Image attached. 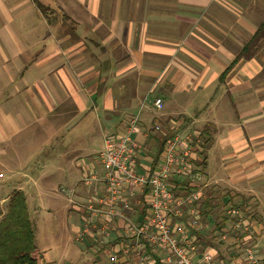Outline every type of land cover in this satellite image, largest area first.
<instances>
[{
	"label": "crops",
	"instance_id": "0c3cea01",
	"mask_svg": "<svg viewBox=\"0 0 264 264\" xmlns=\"http://www.w3.org/2000/svg\"><path fill=\"white\" fill-rule=\"evenodd\" d=\"M156 98L160 111L152 105ZM137 115L131 139L140 146V165L152 167L158 143L174 129L197 132L204 188L227 206L251 209L249 231L229 234L227 242L212 233L208 215L206 228L195 234L204 246L199 249L212 248L211 238L222 244L212 248L219 264H230L248 245L263 254L264 0H0L1 211L9 189L26 195L25 185L52 186L51 175L60 171L66 185L58 189L77 204L68 202L69 219L76 218L73 245L83 242L87 250L77 249L94 252V264H132L119 253L123 222L106 238L99 225L89 224L91 233L77 236L89 218L85 206L93 188L82 179L101 171L96 158L104 137L123 134ZM31 141L42 153L40 166L33 165L40 182L25 161L17 169L27 160L20 144ZM13 142L17 164L5 152L10 145L4 147ZM56 151L70 160L62 170L46 171ZM96 185L101 196L104 185ZM148 192L131 198L127 216L135 223L145 215L139 203Z\"/></svg>",
	"mask_w": 264,
	"mask_h": 264
},
{
	"label": "built area",
	"instance_id": "2783aa9c",
	"mask_svg": "<svg viewBox=\"0 0 264 264\" xmlns=\"http://www.w3.org/2000/svg\"><path fill=\"white\" fill-rule=\"evenodd\" d=\"M152 105L160 111L163 102L156 98ZM138 124L139 116H133L123 134L104 137L102 150L96 158L101 171L83 177L84 187L93 188L85 206L89 218L78 239L91 233L88 224L94 228L99 225L102 235L109 237L117 222L121 221L125 240L119 253L125 261L131 260L132 264H219L212 248L200 250L196 245L195 234L206 228L199 210L194 207L205 186L201 172L203 141L200 134L194 131L179 134L174 129L171 136L163 138L161 160L152 170L139 164L140 146L131 139L138 131ZM161 130L159 125L153 127L154 133ZM141 166L145 170L142 173L139 172ZM176 178L186 180L191 188L189 193L174 194L172 189L179 188ZM99 183L104 185L101 196L96 185ZM146 190L149 192L139 203V209L144 210L145 215L142 221L135 223L127 216L131 210L130 201L135 191L143 194ZM68 202L77 206L71 194ZM247 209L245 205L243 209L227 210L226 214L234 220V229L249 231V216L243 212ZM229 238L228 233H223L217 239L227 242ZM157 254L159 259L155 257ZM230 260V264H264V253L260 254L255 245H248L239 257L234 255Z\"/></svg>",
	"mask_w": 264,
	"mask_h": 264
},
{
	"label": "rangeland",
	"instance_id": "374dc122",
	"mask_svg": "<svg viewBox=\"0 0 264 264\" xmlns=\"http://www.w3.org/2000/svg\"><path fill=\"white\" fill-rule=\"evenodd\" d=\"M24 134L22 137H18L16 142L23 140L25 138ZM16 142L4 145V147L10 145V148H7L5 152L14 159V164L18 162L16 159L18 152L15 150L17 149V144H14ZM35 142L32 143L31 141L29 144H20L21 148L19 147L18 150H24L23 152L26 154L27 160H20V166H18L17 169L21 171L25 161L26 166L29 167V171L31 169V173L37 178V173L39 171L38 166H40L37 161L40 162L38 158L42 156V153L38 148L36 149ZM23 152H21V155H23ZM53 154L56 155V157L52 160V164L45 169L46 171L49 170V167H59V169L62 170V164L70 160L69 153L67 152L63 153L61 151H56ZM3 160L4 159H2V161ZM34 164H38V166L35 167L33 166ZM46 164L48 165L49 161ZM4 171V168L0 164V173ZM59 172H55L51 175L52 186L47 187L42 184L34 185L31 188H28L26 185L23 186L27 197L28 214L33 227L34 245L43 254V264H94L97 260V256L93 254L94 252H91V250L88 253L81 252L79 249L81 247L85 248V244L82 242L81 247H76V245H73L74 239H70L73 236L70 234L71 226L76 225V218L72 216L69 219L68 195L66 192H62L58 189L60 185L65 186L66 183L63 180V173H60V176L58 175ZM20 175L15 177L21 178ZM42 179H40L39 182ZM13 186L14 184H12L11 187ZM11 187L8 186L7 189ZM10 191H13V188L9 189L8 193ZM30 193L34 194L32 198ZM2 211L0 209V212ZM211 247L216 249L214 245ZM85 250L87 249L85 248ZM70 253L72 255H70Z\"/></svg>",
	"mask_w": 264,
	"mask_h": 264
},
{
	"label": "trees",
	"instance_id": "16d2710c",
	"mask_svg": "<svg viewBox=\"0 0 264 264\" xmlns=\"http://www.w3.org/2000/svg\"><path fill=\"white\" fill-rule=\"evenodd\" d=\"M158 145L160 150L157 152V157L152 160V170L155 169L160 159L164 142L162 141ZM203 163L204 161L201 163V167L204 165ZM201 172L203 173V169H201ZM175 183L179 186L177 190L172 189L176 196L190 192L191 188L187 185L186 180L176 178ZM243 206L245 204L227 206L219 199L217 193L212 194L207 188H204L201 198L194 204V207L199 210L200 219L204 223H206L205 219L208 215L214 218L215 222L212 221L213 234L220 236L223 233H228L232 238L236 236L243 237L245 233L240 229L233 228L232 222L234 220L226 212L228 209H243ZM243 212L249 216L251 209L248 207L247 211ZM230 220V227L225 230V223L227 221L230 223ZM211 241L214 246L220 244L214 242L212 238ZM196 245L197 247L199 245L201 248L204 247L198 237ZM0 264H43V254L34 245L33 227L28 214L26 195L20 190H14L10 193L4 212H0Z\"/></svg>",
	"mask_w": 264,
	"mask_h": 264
}]
</instances>
